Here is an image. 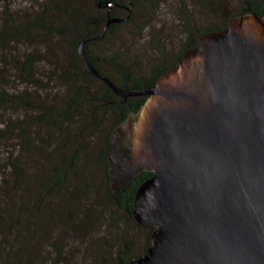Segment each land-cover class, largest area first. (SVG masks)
<instances>
[{
    "label": "water",
    "instance_id": "obj_1",
    "mask_svg": "<svg viewBox=\"0 0 264 264\" xmlns=\"http://www.w3.org/2000/svg\"><path fill=\"white\" fill-rule=\"evenodd\" d=\"M128 11L130 9L128 8ZM126 18H108L77 45L86 69L144 104L115 127L111 188L142 171L132 216L152 226L146 252L123 264H264V16L232 17L146 88L116 85L84 46Z\"/></svg>",
    "mask_w": 264,
    "mask_h": 264
},
{
    "label": "rangeland",
    "instance_id": "obj_2",
    "mask_svg": "<svg viewBox=\"0 0 264 264\" xmlns=\"http://www.w3.org/2000/svg\"><path fill=\"white\" fill-rule=\"evenodd\" d=\"M120 1L128 6L127 0ZM152 1L154 6L140 1L135 15V21L148 23L144 32L126 24L100 46L109 55L119 52L133 71L141 70L144 74L149 73L159 56L155 51L157 43L165 48L168 59L181 52L191 37L185 22L189 27L196 26L197 33L214 23L221 24L224 19L220 16L236 14L242 4V0ZM260 1L264 4V0ZM82 12L98 13L93 0H0V25L3 20H10L14 27L20 25L23 29L21 37L8 45L7 52L0 51V87L16 93L20 99L62 100L66 87L58 75L71 68L70 45L76 41L78 16ZM120 15L124 17L125 12ZM100 48L94 50L99 52ZM28 56L32 57L34 81L24 83L18 63ZM25 114L20 109L19 118L23 121ZM115 127L110 132L111 124L105 122L88 142V149L69 180L72 197L66 202H61L60 197L52 198L50 218L44 220L38 215L26 231L10 235L0 252V264H117L116 251L126 242L132 243L135 255L143 253L147 230L136 226L110 202L105 167L98 161L99 147L105 135L112 136ZM29 130L33 145L40 144L38 135L44 136L43 129L31 123ZM44 137V144L52 146L54 138ZM47 145L41 147L48 149ZM14 155L24 167L28 181L35 183L32 175L46 164L43 151L30 149L29 153L17 151ZM23 197L18 190L10 204L31 206L32 200ZM0 202L5 205L2 198Z\"/></svg>",
    "mask_w": 264,
    "mask_h": 264
},
{
    "label": "trees",
    "instance_id": "obj_3",
    "mask_svg": "<svg viewBox=\"0 0 264 264\" xmlns=\"http://www.w3.org/2000/svg\"><path fill=\"white\" fill-rule=\"evenodd\" d=\"M140 1L154 6L152 0H127L128 6L123 5L120 0H93L98 13L93 15L82 12L78 16L76 41L70 45L69 52L71 68L63 69L58 75L64 80L66 87L62 100L58 101L54 97L48 101L45 98L20 99L16 93L0 87V198L5 201V205H0V237L2 238L0 252L3 251L2 247L7 243L10 235L26 231L31 220L38 215L44 220L50 218L52 211L49 202L52 198L60 197L61 202H66L72 197L73 190L68 188L69 180L77 169L79 159L88 149V142L105 122H110V132L116 125H121L129 115L139 111L147 98L134 96L124 100L114 94L105 83L93 76L84 66L77 51L80 41L98 36L108 18L124 19L129 14L126 21L112 24L100 40L85 45L84 51L92 65L116 85L124 89L137 90L153 85L162 74L181 60L184 51L197 46L202 34L223 29L232 17L252 13L264 16V4L260 0H242L241 9L229 17L220 16L224 20L219 25L214 23L195 33L197 27H189L187 21L185 29L191 37L189 36L181 52L174 57L171 55L168 59L165 48L157 43L155 51L159 56L154 59L149 73L144 74L141 70L133 71L132 67L120 57L119 52L109 55L107 51H103V47L100 48L113 36L116 29L123 25L131 24L140 32H144L148 23L135 21ZM121 11L125 12L124 17L120 15ZM22 31L20 25L14 27L10 20H3L0 25V51L7 52L8 45L20 38ZM97 47L100 48L99 52L94 50ZM18 65L22 82L34 81L32 57L28 56ZM20 109L26 112L25 121L19 118ZM31 123L41 127L48 140L54 138L52 146L44 144L43 134L38 135L40 144L33 145L29 130ZM35 136L37 137L36 134ZM110 141V134L105 135L98 152V161L104 165L106 171L108 199L115 207L124 211L127 218L134 221L132 210L135 191L141 182L152 176V173L142 171L125 188L114 191L110 184L108 165ZM41 145H47L48 149ZM30 149L40 152L42 150L47 159L45 166L38 168L32 175L35 183L28 181L24 167L14 155L17 151L29 153ZM18 190L24 196L23 200H32L31 206L24 203L15 207L10 204V202L13 203ZM135 224L147 230L146 246H148L153 227L136 222ZM146 248L141 255L146 252ZM141 255H135L132 243L126 242L122 248L117 249L116 261L117 264H123Z\"/></svg>",
    "mask_w": 264,
    "mask_h": 264
}]
</instances>
